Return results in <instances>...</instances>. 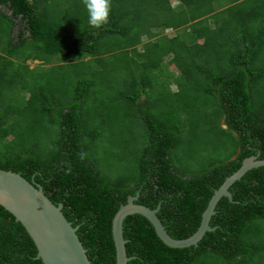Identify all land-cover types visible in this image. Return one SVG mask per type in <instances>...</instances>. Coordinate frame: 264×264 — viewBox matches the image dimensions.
Wrapping results in <instances>:
<instances>
[{"label":"trees","instance_id":"16d2710c","mask_svg":"<svg viewBox=\"0 0 264 264\" xmlns=\"http://www.w3.org/2000/svg\"><path fill=\"white\" fill-rule=\"evenodd\" d=\"M172 1L0 0V168L64 204L91 264H116L112 221L130 195L185 239L243 160L264 159V0ZM106 134L124 172L101 164ZM229 190L198 245L127 216L128 264H264V165ZM37 255L0 205V264Z\"/></svg>","mask_w":264,"mask_h":264},{"label":"water","instance_id":"95a60500","mask_svg":"<svg viewBox=\"0 0 264 264\" xmlns=\"http://www.w3.org/2000/svg\"><path fill=\"white\" fill-rule=\"evenodd\" d=\"M264 165V159L257 155L246 157L240 168L228 176L215 191L209 204L203 212L202 223L197 231L185 239L172 237L161 219L157 208L136 203L139 193L130 195L127 203L122 204L113 218V238L116 247V264H128L134 257L127 253L123 234V224L127 216L141 214L153 224L161 240L171 247L183 248L198 245L205 233L215 230L210 225L215 207L223 196L232 198L229 187L240 179L247 171ZM0 205L10 211L27 229L38 249L37 258L44 264H91L87 249L77 233L78 226H73L63 212V203H54L46 194L43 186L26 179L21 173L0 168Z\"/></svg>","mask_w":264,"mask_h":264},{"label":"rangeland","instance_id":"374dc122","mask_svg":"<svg viewBox=\"0 0 264 264\" xmlns=\"http://www.w3.org/2000/svg\"><path fill=\"white\" fill-rule=\"evenodd\" d=\"M178 1L173 0L172 1L173 2L172 5L178 4ZM97 13H99V12H97ZM4 22L5 21L0 18V25L1 26L4 24ZM168 28H171V27L169 26ZM161 31H162L161 36L157 39V41H162L163 37L166 35L164 30H161ZM181 32L183 33L182 35H184V30H181ZM167 33L169 35H171L172 37L175 36L176 34H178L177 31H173L171 29L169 31H167ZM2 36L4 37L5 40L0 44V47H2V45H4V44L6 45L7 40H8L7 35L2 34ZM0 52H3L2 48H0ZM168 57H172V55H170V56L168 55ZM168 57H167V59H169ZM173 70L177 71L175 69H173ZM172 89L176 90L177 86L173 85ZM182 147L184 148V146H182ZM114 148H115L114 147V140L110 139V135L109 134H106L104 137H102V144L97 150L99 158L101 160V164H102V166H103V168L105 170H111L114 173L124 172V170L126 168V161H124L123 156H121V157L119 156V157H116V158H114L112 156V151L111 150H114ZM202 149H203L202 153H205V149L204 148H202ZM206 151H208L209 153H215V151L212 150V149H209V150L206 149Z\"/></svg>","mask_w":264,"mask_h":264},{"label":"clouds","instance_id":"9594fccd","mask_svg":"<svg viewBox=\"0 0 264 264\" xmlns=\"http://www.w3.org/2000/svg\"><path fill=\"white\" fill-rule=\"evenodd\" d=\"M173 30V31H175V29L173 28V27H171V28H166V30H165V34H167L168 36H169V34L167 33V31H169V30ZM171 36V35H170ZM30 63V65L32 66V67H34L36 64H37V62H32L31 63V61L29 62ZM173 85H176L175 83H171V86H173ZM251 156H254V155H251ZM259 154H257V159H260L259 158ZM230 188V187H229ZM44 189V188H43ZM139 193V192H138ZM136 195V194H135ZM134 196V195H133ZM139 197H140V195H139ZM139 197H138V199L137 200H135V202L136 203H139V204H143V203H140V202H137L138 200H139ZM144 205H146V204H144ZM147 206V205H146ZM158 207V206H157ZM156 207V208H157ZM154 209V208H153ZM160 209H161V204H160ZM159 209V210H160ZM159 212V211H158ZM158 212H157V215H158ZM136 214H138V213H136ZM133 215V214H132ZM159 217V216H158ZM160 218V217H159ZM162 221V220H161ZM163 223V222H162ZM112 226H113V221H112ZM166 227V226H165ZM112 231H113V228H112ZM123 234H124V224H123ZM126 239V238H125ZM128 241H129V239H128ZM127 244V243H126ZM127 248V247H126Z\"/></svg>","mask_w":264,"mask_h":264}]
</instances>
